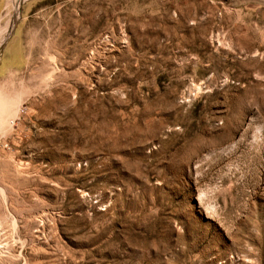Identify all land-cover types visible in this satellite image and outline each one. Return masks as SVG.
I'll list each match as a JSON object with an SVG mask.
<instances>
[{
    "label": "rangeland",
    "instance_id": "1",
    "mask_svg": "<svg viewBox=\"0 0 264 264\" xmlns=\"http://www.w3.org/2000/svg\"><path fill=\"white\" fill-rule=\"evenodd\" d=\"M11 17L0 264H264V0Z\"/></svg>",
    "mask_w": 264,
    "mask_h": 264
},
{
    "label": "bare ground",
    "instance_id": "2",
    "mask_svg": "<svg viewBox=\"0 0 264 264\" xmlns=\"http://www.w3.org/2000/svg\"><path fill=\"white\" fill-rule=\"evenodd\" d=\"M20 1L21 0H6V9L1 16V19L4 21L0 23V45L1 43H3V40H5L12 27L11 8H18ZM20 98H22L20 95H16V97H11L5 95V93H0V117L8 116L7 119H9V117L13 118L14 116H17ZM10 121L11 120H9V122L7 123L10 124ZM5 122H3V124Z\"/></svg>",
    "mask_w": 264,
    "mask_h": 264
},
{
    "label": "crops",
    "instance_id": "3",
    "mask_svg": "<svg viewBox=\"0 0 264 264\" xmlns=\"http://www.w3.org/2000/svg\"><path fill=\"white\" fill-rule=\"evenodd\" d=\"M12 53H14V56H13V58L15 57V59L17 60V59H19L20 58V60H21V57H22V55L20 54V51L18 52L17 50L16 51H11ZM25 55H23V57H24ZM17 57V58H16ZM26 57H24V59H25ZM2 65V57H0V66ZM16 68H18V66L17 65H13V64H9L7 67H6V71L5 72H3L2 74H0V78L1 77H4V76H7V74L8 73H10L11 71H14Z\"/></svg>",
    "mask_w": 264,
    "mask_h": 264
}]
</instances>
